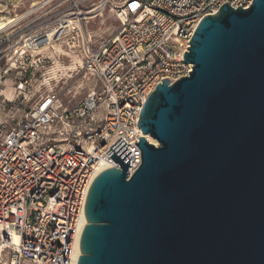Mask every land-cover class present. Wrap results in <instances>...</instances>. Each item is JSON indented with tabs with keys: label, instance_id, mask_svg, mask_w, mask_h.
I'll return each mask as SVG.
<instances>
[{
	"label": "water",
	"instance_id": "obj_1",
	"mask_svg": "<svg viewBox=\"0 0 264 264\" xmlns=\"http://www.w3.org/2000/svg\"><path fill=\"white\" fill-rule=\"evenodd\" d=\"M189 42L192 71L148 96L129 176L121 138L85 199L77 264H264V0L220 8Z\"/></svg>",
	"mask_w": 264,
	"mask_h": 264
},
{
	"label": "built area",
	"instance_id": "obj_2",
	"mask_svg": "<svg viewBox=\"0 0 264 264\" xmlns=\"http://www.w3.org/2000/svg\"><path fill=\"white\" fill-rule=\"evenodd\" d=\"M253 1L47 0L32 26L0 31V81L14 77L19 98L39 79L46 90L16 126L0 120V264H77L90 185L121 169L110 147L125 141L132 176L142 164L136 144L147 139L138 126L147 97L188 77L183 56L204 18ZM109 7L120 29L97 38L89 27ZM65 59L96 81L66 108L55 91Z\"/></svg>",
	"mask_w": 264,
	"mask_h": 264
},
{
	"label": "rangeland",
	"instance_id": "obj_3",
	"mask_svg": "<svg viewBox=\"0 0 264 264\" xmlns=\"http://www.w3.org/2000/svg\"><path fill=\"white\" fill-rule=\"evenodd\" d=\"M46 1L0 0V22L2 20L5 23L12 22L6 28L15 27L18 23H20L19 26H32L33 17H37L48 10L42 8ZM33 13L36 14L34 15ZM89 28L94 34H97V38L109 39L120 29V23L115 17L113 8L109 7ZM77 66L76 60L72 62L68 59L56 64V70H59L61 74L57 77L55 91L61 95L64 108L80 103L81 100L88 96L87 94L90 90L96 87L94 79L85 75L84 72L75 70ZM41 81V79L34 81L32 83V91L26 93L24 98H19L18 96L16 91L17 81H15L14 77L0 81V96H2L0 97V120L5 122L8 129L16 126L24 118L26 112L35 104V101L39 98L38 95L46 91L41 87ZM53 84L51 83V85ZM5 99L8 100L3 102Z\"/></svg>",
	"mask_w": 264,
	"mask_h": 264
},
{
	"label": "bare ground",
	"instance_id": "obj_4",
	"mask_svg": "<svg viewBox=\"0 0 264 264\" xmlns=\"http://www.w3.org/2000/svg\"><path fill=\"white\" fill-rule=\"evenodd\" d=\"M9 24H12V22H7V23H5L4 22V20H2L1 22H0V30H2L3 28H6V26L7 25H9ZM147 139H149V141H150V143H152V144H154L155 146H157V142L154 140V139H152V138H150L149 136H147ZM86 225V218H84V220H83V222H82V225H81V227H80V230H79V239H80V237H81V235H82V230H83V228H84V226ZM16 242H17V239H16ZM78 256V258L80 257V251L78 252V254H77Z\"/></svg>",
	"mask_w": 264,
	"mask_h": 264
}]
</instances>
